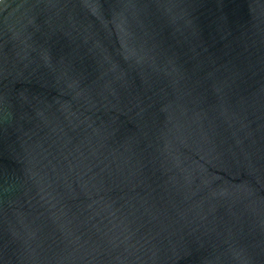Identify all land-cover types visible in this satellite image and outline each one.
I'll return each instance as SVG.
<instances>
[{"label":"water","instance_id":"water-1","mask_svg":"<svg viewBox=\"0 0 264 264\" xmlns=\"http://www.w3.org/2000/svg\"><path fill=\"white\" fill-rule=\"evenodd\" d=\"M0 264H264V0H0Z\"/></svg>","mask_w":264,"mask_h":264}]
</instances>
